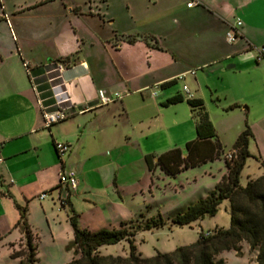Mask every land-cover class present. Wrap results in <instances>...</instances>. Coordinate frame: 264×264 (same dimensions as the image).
<instances>
[{"label":"crops","instance_id":"0c3cea01","mask_svg":"<svg viewBox=\"0 0 264 264\" xmlns=\"http://www.w3.org/2000/svg\"><path fill=\"white\" fill-rule=\"evenodd\" d=\"M10 1L0 0V242L3 245L14 251L25 250L27 232L17 224L20 217L17 206L25 208L35 247L37 227L30 221L35 213L48 225L65 223L67 246L73 238L68 220L70 210L77 214L79 226L89 230L118 227L121 221L144 215L148 199L156 196L158 181L164 175H175L166 174L157 164L162 153L179 148L185 157V144L193 141L188 154L190 163L199 161L196 164L199 165L211 160L213 139L191 137V114L194 118L193 112L198 108L191 107L187 100L202 102V84L196 79L195 69L182 64L180 60L184 58L160 42L157 28L162 27L161 22H155V26L152 23L150 28L143 24L140 31L119 27L109 12L108 0ZM55 1L59 6L52 9L51 2ZM188 1H185L187 9H200L216 16L225 33L235 26L236 19L240 20L239 35L223 57L248 50H254L256 56V33L252 28L257 27L262 33L264 28L252 25L251 21L260 18L252 17L251 9L256 2L264 0H224L216 6L195 0L197 4L186 6ZM122 3L127 17L133 19L130 1L122 0ZM52 11L58 16L56 19L52 18ZM126 37L133 41L127 42ZM208 55L198 67L219 59L218 55ZM189 70H194L197 89L191 91L187 87L191 94L188 98L182 88L185 84L176 90L168 87L177 81L178 75ZM99 89L107 95L117 92L120 98L102 105L97 97ZM63 93L69 98L61 104L67 117L44 127L40 106H56L55 96ZM174 97L178 99L172 101ZM186 107L190 111L188 125L173 133L172 129L179 126L174 117L177 109L186 111ZM253 118L249 128L255 154L264 159V136H260L264 134V111ZM192 123L195 131V120ZM55 142L66 143L68 150L59 156ZM249 147L250 140L248 150L256 156ZM62 169L75 172L74 190L59 183ZM225 172L224 165L220 179ZM42 193L45 196L40 198ZM16 258L19 261L21 257Z\"/></svg>","mask_w":264,"mask_h":264},{"label":"rangeland","instance_id":"374dc122","mask_svg":"<svg viewBox=\"0 0 264 264\" xmlns=\"http://www.w3.org/2000/svg\"><path fill=\"white\" fill-rule=\"evenodd\" d=\"M22 1L11 0L10 2ZM66 1L82 3L84 0ZM129 1L133 19L127 17L122 0H108L109 12L115 18L116 24L122 28L130 27L142 30L141 25L143 24H147V27L150 28L152 23L153 25L155 22L162 23V27L159 25L161 28H157L161 36L160 42L168 47L169 51L173 50L177 53L176 55L184 58L180 60L182 64L190 65L195 69L196 79L200 81L204 90V96H201L204 110L209 114L216 138L221 143V152L223 154L228 152L238 135L237 133L244 128V123L250 127L253 117L264 111V58L256 61V56L253 55L254 50L241 51L223 57L224 52L232 49L229 44H234V42L224 39L225 31L216 21V16L207 14L200 9H187L185 7L186 0ZM204 1L216 6L217 2L224 0ZM261 2H256L257 5L254 9L250 7L248 9L253 12L252 17L260 18L257 22L251 21L252 25L264 28V11L261 9L264 1ZM51 3L52 9L59 6L56 1ZM57 17L56 13L52 11V18L56 19ZM133 20H135L134 23H130ZM252 31L254 34L256 33L254 47L256 49L264 48L262 46L264 33L260 32L257 27L252 28ZM206 55L219 56V59L204 67H198L197 65L202 63ZM229 65L233 66L228 67ZM218 68L221 70L213 72V69L218 70ZM182 84H185L191 91H194V88L197 89V83L192 73L184 74L182 79L177 78V81L168 88L171 90L181 89ZM186 109V111L181 108L177 109L174 117L178 119L179 126L172 129L173 133L187 127L190 111L188 107ZM193 117L191 114V137L196 135L192 123L195 116ZM260 136L263 137L264 134H260ZM249 149L254 154L256 153L252 138ZM223 154L220 155V158L218 157L219 161L217 158L207 160L203 164L183 169L172 177L162 176L163 180L158 181L159 188H155L156 196L154 199H148L142 216L151 217L159 213L163 219L168 221L176 211L184 209L199 197L208 194L224 170ZM255 155L248 157L245 161L239 178L241 185L260 176L264 171V159L259 158L258 154ZM140 218L141 216H137L135 219L140 220ZM30 221L37 227L36 257L39 259L36 264H66L69 262L72 251L65 246L68 239L65 223L54 224L51 222L48 225L39 213L32 214ZM229 221L228 201L224 200L213 215L204 216L188 225L169 226L167 222L162 227L140 231L134 236V244L142 256H152L156 251L169 252L177 246L193 243L201 231L213 230L215 227H228ZM51 231L53 238L50 234ZM239 244V254L234 250H229L223 251L217 256L222 259V264H256V253L249 248L245 241H241ZM99 251L104 255L125 256L128 253V243L126 240H120L115 244L101 246ZM11 252L8 245H3L0 242V264H18V259L10 256Z\"/></svg>","mask_w":264,"mask_h":264},{"label":"trees","instance_id":"16d2710c","mask_svg":"<svg viewBox=\"0 0 264 264\" xmlns=\"http://www.w3.org/2000/svg\"><path fill=\"white\" fill-rule=\"evenodd\" d=\"M126 41L130 43L133 38L126 37ZM177 99L178 97H174L172 101ZM187 102L191 107L198 108L194 112L196 138L213 139L214 145L209 159L220 157L223 152L201 100L188 99ZM251 138L250 128L245 125L228 150L235 151L233 157L227 159L223 154L226 172L213 189L173 214L168 221L159 213L151 217H143L141 214L140 220L121 221L118 227L89 230L79 226L77 214L70 210L68 220L73 238L66 248L72 250L73 256L66 264H222V259L217 256L229 250L239 254L241 241H245L256 253V264H264V172L248 180L245 185H241L239 180L246 159L253 156L248 150ZM192 144L193 141L186 142L185 157L181 156L179 148H175L159 155L157 164L168 175H174L189 166L196 165L199 161L195 164L192 161L190 163L188 158ZM260 164L263 166L262 161ZM224 200L228 201L230 216L228 227H215L213 230L201 231L193 243L177 246L169 252L156 251L152 256H142L137 251L134 236L138 232L162 227L167 222L169 226L188 225L194 220L213 215ZM17 209L20 214L17 224H21L27 232L26 244L25 250H12L10 256L21 257L18 264H36L37 252L26 222L25 208L17 206ZM120 240H126L128 243V253L125 256L100 253L101 246L115 244Z\"/></svg>","mask_w":264,"mask_h":264},{"label":"built area","instance_id":"2783aa9c","mask_svg":"<svg viewBox=\"0 0 264 264\" xmlns=\"http://www.w3.org/2000/svg\"><path fill=\"white\" fill-rule=\"evenodd\" d=\"M195 4H197V2L195 0H190L186 3V6H192ZM240 23H241L240 20L236 19L235 26H231L226 31L225 38L228 42H234L237 39V37L239 35L238 30H237V26L240 25ZM263 57H264V48L257 49V52H256L257 60H259ZM23 65H24L25 69L27 70L28 69L27 63L24 62ZM187 73L193 74L194 70H189V71H187ZM183 75L184 74H180L177 76V78L182 79ZM182 88L186 92V94L188 95V98H189L191 96V94H190L187 86L183 85ZM97 97H98L100 104L106 105V104L112 102L114 99L120 98V94L115 92L113 95H107L104 92V90L99 89L97 91ZM68 99L69 98L66 97V95L63 93V94H59V95L55 96V103L54 104L56 106H54L52 108L47 107V106H40L41 116L43 119L44 127L48 128L52 124L57 123L59 121H62L67 117L68 114L66 113L65 108H63L61 106V104L65 100H68ZM54 147H55V150L59 156L64 154L68 150V145L66 143H63V142H55ZM234 152H235L234 150H230V151L224 153V158L231 159L233 157ZM1 161H2V158L0 157V162ZM58 178H59V183L62 186H67L68 188H70L72 190L75 189L77 180H76L75 172L73 170L62 169L59 172ZM44 196H45V194L42 193L40 195V198H43Z\"/></svg>","mask_w":264,"mask_h":264},{"label":"water","instance_id":"95a60500","mask_svg":"<svg viewBox=\"0 0 264 264\" xmlns=\"http://www.w3.org/2000/svg\"><path fill=\"white\" fill-rule=\"evenodd\" d=\"M233 65H229L228 67H232Z\"/></svg>","mask_w":264,"mask_h":264}]
</instances>
